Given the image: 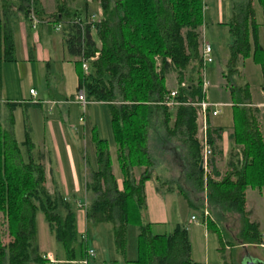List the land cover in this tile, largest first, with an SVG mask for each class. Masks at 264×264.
Listing matches in <instances>:
<instances>
[{"label":"trees","instance_id":"1","mask_svg":"<svg viewBox=\"0 0 264 264\" xmlns=\"http://www.w3.org/2000/svg\"><path fill=\"white\" fill-rule=\"evenodd\" d=\"M95 2L103 17L85 27L81 26L82 22H75L81 19L80 14L67 11L63 15L64 6L53 16L54 23L61 27L69 55L77 59L79 90H84L90 104H105L109 108L123 176V190H120L108 143L96 139L98 170L90 174L87 182V192L94 196L87 209L88 222L94 226L112 225L116 249L122 256L127 250L128 227L136 226L139 256L135 264H193L186 228L178 226L170 236H155L151 226L144 222L145 184L151 178L148 127L154 117L161 115L167 133L182 137L188 149V176L201 190L207 185L210 207L238 214L243 222L241 238L245 244L264 245L260 227L250 221L246 205L250 188L264 192V136L257 110L250 108L252 97L248 85L238 88L233 85L231 89L236 110L233 141L241 149L238 166L219 182L214 180V158L210 160L212 177L207 183L204 171H200L202 156L197 120L198 105L206 98L205 82L200 76L206 67L200 39L205 1ZM259 4L264 11V0H259ZM30 14L31 0H0V101L3 66L16 61L14 35L22 18L32 27ZM35 14L42 24L40 0H35ZM228 26L233 43L229 47L224 78L226 83L232 84V78L239 77L240 67L247 60L254 57L257 62L264 53L254 0L235 9ZM82 59L89 62L88 73L83 72ZM172 73H176L178 80L175 100L180 105L176 108L164 105L171 94L166 80ZM184 82L187 84L183 87ZM7 106L12 113L21 107L42 108L38 103H7ZM208 126L209 142L214 150L213 132ZM34 150L28 124L26 140L20 145L10 139L0 125V214L5 220L8 238L4 244V233L0 230V264H46L37 247L38 212L43 213L50 233L64 246L69 261L75 244L81 242L84 246L86 243L78 234L73 205L47 191L44 157ZM137 168L144 169L139 176L135 172ZM207 218L204 216V221L218 235L220 253L224 257L227 246L223 235L217 230V224ZM223 260L224 264H232Z\"/></svg>","mask_w":264,"mask_h":264},{"label":"rangeland","instance_id":"2","mask_svg":"<svg viewBox=\"0 0 264 264\" xmlns=\"http://www.w3.org/2000/svg\"><path fill=\"white\" fill-rule=\"evenodd\" d=\"M205 10H204V23L200 28V39L202 47L210 45L212 48V59L211 64H207L204 71L200 73L203 77V81L207 84L206 98L210 104H222L223 106L219 108V114L215 118L210 119V126L214 128L228 129L233 127L235 122L234 100L231 97V89L234 85L235 88L244 87L248 85L250 92L253 96V101L258 103L264 100V53L261 60L255 62L254 57L247 60L241 67V74L232 78V84L226 83L224 76L227 74L226 62L228 57L229 47L233 43V38L230 33L229 24L233 17L235 9L246 4L248 0H204ZM82 2V0L80 1ZM254 8L256 11V22L261 26L264 35V11L259 4V0H254ZM52 7L47 10L50 11ZM89 15L94 16L95 20L98 21L102 19L103 14L101 8L98 4L92 3L89 9ZM216 19H219L217 22ZM223 23V24H221ZM37 34L36 32L34 35ZM264 39V37H263ZM203 50V49H202ZM159 64V59H156ZM33 66L32 83L30 84L34 89L40 93V89L43 87L44 81L38 75L37 65ZM29 79L22 81L21 85L27 86ZM234 80V81H233ZM177 75L172 73L167 77L166 86L171 92L177 91ZM185 86L187 82L183 83ZM45 98L47 94L43 91ZM47 99V98H46ZM206 101V102H207ZM71 105L69 108V117L63 112L60 115L58 107L55 111L51 112L49 110L50 105L44 102L43 111H32L31 112V122L34 129L33 132V144L35 147V154L39 147L43 149L45 146L46 152L50 158L51 167L55 171V175H60V169L67 171V159L65 158V144L68 142L71 146L72 153L75 156L74 162L78 170L80 166L94 165V148L95 144L93 142V136L91 138V131L97 126V135L100 138L108 137V151L112 156V165L115 166L116 161L114 157V141L112 134V124H110V116L105 106H90L83 109L77 103ZM230 104V106H225ZM232 104V105H231ZM210 114V113H209ZM210 116V115H209ZM264 116V115H263ZM6 117L5 109L0 106V119L4 120ZM208 119V123H209ZM263 135H264V118H263ZM24 114L22 111L18 110L14 115V132L15 138L18 142H23L25 140L24 130ZM149 137H159L165 136L163 128V118L161 115L154 117L148 127ZM228 131V130H227ZM226 131V132H227ZM228 133V132H227ZM86 138L84 139V135ZM200 127L198 125V137L200 136ZM102 138V139H103ZM66 141V143L64 142ZM177 143V141H176ZM151 145V144H150ZM26 154V153H25ZM86 155V156H85ZM217 155V154H216ZM215 150H213V158L216 157ZM83 157H85L83 159ZM25 161L24 157H20ZM28 161V157L26 156ZM96 160V159H95ZM21 163V161H19ZM85 162V163H84ZM96 163V161H95ZM20 165V164H19ZM141 171V170H140ZM212 177V171L209 167L208 172H204V182L207 183V179ZM67 177V176H66ZM65 177V178H66ZM195 196L193 201L198 204L199 207L188 205L187 201L181 194H176L175 197H165L167 198L168 210L172 213L170 218L169 226L161 230H156L159 233L171 234L174 231L175 219L178 215L181 218V223L184 227H190L191 229V239L193 247H201L204 244L205 233L207 230V224L203 222L204 212L208 207L207 197H205L204 191H195ZM257 190V189H256ZM252 191L251 188L247 191V208L254 211V218L257 219L261 224V230L264 234V194L260 197L258 191ZM189 192V191H188ZM260 193H264L260 191ZM84 191L81 190L79 193L78 200H81L82 204H85ZM200 200V201H199ZM201 202V204H200ZM193 203V202H192ZM194 204V203H193ZM201 207H203L201 209ZM76 214H82L83 210L74 208ZM209 211V210H207ZM203 213V214H202ZM213 217L217 221L219 228L222 230L225 236V240L228 246L226 252V258L229 263L232 264H246L247 262H255L264 264V245H250L245 244L241 238V233L243 230V222L240 217L233 213H225L220 211L219 208L213 209ZM203 215V217H202ZM194 216L196 218L195 222H191L190 218ZM37 244L40 247L43 254L52 255L56 260L57 264H114L113 260L117 258V254L114 249V237L112 232V226L110 224H101L99 226H94L92 224L88 225L87 237L88 241L84 246L81 242H77L74 246V254L69 261V256L66 253L64 246L58 243L55 237L50 233L48 224L45 220V216L42 212L37 213ZM6 223L4 218L0 217V230L4 233V244H7L8 238L6 236ZM189 235V232H188ZM209 244L211 250V257L209 264H223V258L221 255L214 250L218 249V239L217 236L212 233L211 228L209 231ZM190 238V237H189ZM194 241V242H193ZM232 246V247H231ZM85 249L94 250L96 253V259L93 257H88ZM104 249L105 254H100ZM137 246V229L136 226L130 225L128 227L127 234V252L126 259H136L139 255ZM87 251V253L89 252ZM197 259V255L195 256ZM46 264H49L46 262Z\"/></svg>","mask_w":264,"mask_h":264},{"label":"crops","instance_id":"3","mask_svg":"<svg viewBox=\"0 0 264 264\" xmlns=\"http://www.w3.org/2000/svg\"><path fill=\"white\" fill-rule=\"evenodd\" d=\"M40 0L43 10V20L44 22L40 24L37 30H34L30 24L25 22L23 18L20 20V23L17 27V30L14 35L15 41V49H16V61L13 63H6L3 66L2 71V78H3V89H2V98L0 101V106H3L5 109L6 117L4 120L0 119V125L2 130L6 133V135L17 142V144H23L26 140V124H28L31 128V141L33 143V126L31 122V112L32 111H43L44 102L47 105H50L49 110L51 112L55 111L56 107H58L60 115L65 112L64 115L67 114L69 117V108L71 105H75L74 103H78L77 95L79 93V80H80V69L77 63L76 58H72L65 45L64 36L62 31H56V27L59 24L54 23L53 16L59 13L60 6H64L65 9L62 12L63 15L67 14V11H71L76 14H80L81 18L84 19H91L94 16L89 15L90 5L95 3V0ZM99 5V4H98ZM52 7L50 11L47 9ZM206 8V7H205ZM64 19L65 18L64 16ZM232 20V19H231ZM218 22L219 19H216ZM223 24V23H221ZM228 26V24H225ZM259 25V24H258ZM37 33L34 35V33ZM264 35L259 26V41L260 45L264 50ZM37 65L35 68L37 69L38 75L44 81L43 87L40 89V93L37 92L30 84L32 83V74H33V66ZM29 79L27 86H22L21 83L23 80ZM207 89V87H206ZM205 89V94L206 90ZM35 91L37 93V98L31 96L30 92ZM43 91L47 94V99L43 95ZM171 92V91H170ZM251 93V92H250ZM252 97V105L250 108L254 111L257 110L256 115L259 120L261 129L263 131V118H264V100L256 103L253 101ZM37 100L38 104L42 105L41 109H26V108H17L16 111L13 113L9 110L7 103H18V104H26V103H34ZM207 101V98H205ZM208 102V101H207ZM234 104V102H233ZM82 106L81 104H79ZM98 105V106H105L110 116L109 108L105 104L94 103L89 104L87 107ZM222 105V104H221ZM232 105V104H231ZM230 106V104L225 105ZM86 107V108H87ZM83 108V109H86ZM235 108V107H234ZM20 110L24 114V136L25 140L23 142H18L15 138L14 132V115L15 113ZM172 111V110H171ZM174 111V110H173ZM220 112V111H219ZM175 117V116H173ZM27 118V121H26ZM209 118H215L211 114ZM175 119L173 118V122L171 127L174 125ZM110 124H111V117H110ZM210 124V119H209ZM163 130L165 132V136L159 137H149L148 134V143H147V154L150 158L151 166H150V180L145 184V196H146V208L143 211L144 222L151 226V232L155 236H170L174 233L175 229L178 226L184 227L181 223V218L178 215V218L175 219V227L174 231L171 234L167 233H159L156 230L165 229L166 226H169L170 218L172 217V213L168 210L167 206V198L165 197H175L176 194H181L184 199L187 201L188 205L199 207L197 203L193 201L195 196V191H204L205 197H207V185L203 190L199 189L195 182L189 178L188 176V165L186 162V155L188 153L187 147L182 143V137L172 136L169 135L163 125ZM228 130V131H227ZM235 130V123L233 127L228 129L223 128H214L211 126V131L213 132V142H214V150L215 155L213 160L214 164V180L216 182L221 181L226 174L233 172V169L238 166V160L240 159L241 149L237 147L233 141V135ZM112 131V130H111ZM228 133H227V132ZM97 133V126L91 131V138L93 136V142L95 144L94 148V165H84L80 166V170L75 165L74 159L75 156L72 153L71 146L69 143L64 141L65 144V158L67 159V171L64 173V170L60 169V175H55V171L51 167L50 158L48 156V152H46L45 146L43 149L39 147L37 152L43 154V166H44V174H45V187L47 191L52 195H59L60 197L64 198L67 202L71 203L73 207L82 209V214L78 215L77 217V231L80 235L81 239L86 238V242L88 241L87 237V229L88 225L91 223L87 220V209L90 206L91 202L94 199V196L87 192V182L89 180L90 174L92 172L98 170V163H97V148H96V139L101 141L109 142L108 137L100 138ZM263 133V132H262ZM113 134V131H112ZM219 134V136L217 135ZM84 135V139L86 138ZM264 136V135H263ZM113 141H114V157L117 164L113 167V173L118 181V186L120 190H123V176L121 173L120 165L117 159V146L113 134ZM177 141V143H176ZM151 144V145H150ZM36 152V151H35ZM86 156V155H85ZM85 157H83L84 159ZM96 159V160H95ZM112 160V156H111ZM96 161V163H95ZM85 163V162H84ZM141 170V171H140ZM144 169H136V175L139 176ZM67 176V177H66ZM66 177V178H65ZM84 191V198L85 204L83 205L81 200H78L79 193L81 190ZM255 191L256 189H251ZM189 191V192H188ZM258 191V190H256ZM264 193H260L258 191V195L262 196ZM260 196V197H261ZM200 201V200H199ZM194 204H193V203ZM201 204V202H200ZM208 204V199H207ZM248 206V204H246ZM207 210L205 211L203 207H201L202 212L204 215L208 217V220L214 221L217 225V230H220L223 238L225 240L224 233L219 228L217 221L213 217V208L210 207L208 204ZM222 211V210H220ZM247 212L250 216V221L252 223H256L260 227V232L264 239V234L261 230L260 222L254 218V211L249 210L247 208ZM225 213H231L226 212ZM203 214V213H202ZM235 214V213H233ZM240 217L238 214H235ZM0 217L3 218L2 214ZM194 216H191V222H195L192 220ZM203 217V215H202ZM241 221L242 218L240 217ZM203 217V222L204 221ZM206 224V223H205ZM112 226V225H111ZM49 228V227H48ZM113 228V227H112ZM186 228V227H184ZM205 233V240L204 244L199 248L193 247V243L191 239V229L187 227L186 229L189 232V239L192 246V262L193 264H209L210 257H211V250L209 244V231L210 229L206 227ZM137 229V228H136ZM113 232V229H112ZM213 233V232H212ZM215 234V233H214ZM218 239L219 247L218 249L213 247L221 257L227 260L226 255L223 257L220 253V243L218 235L215 234ZM114 237V233H113ZM138 230H137V246H138ZM194 242V241H193ZM225 244L227 246L226 240ZM114 249L115 253L117 254V258L113 260L114 264H135L138 260L136 259H126L125 255H120L117 252L116 245H115V238H114ZM39 249V253L43 258L48 254H43L40 247L37 244ZM227 250L229 249L228 246L226 247ZM86 251H89L88 249ZM95 253L94 250H91ZM138 251V249H137ZM127 252V250H126ZM105 254L104 249L100 254ZM87 256L88 253L86 252ZM197 255V259L195 256ZM139 256V255H138ZM96 253L94 260L96 259ZM223 264L225 263L224 260ZM70 262V261H67ZM31 264V263H29ZM34 264V263H32ZM71 264V262H70Z\"/></svg>","mask_w":264,"mask_h":264},{"label":"built area","instance_id":"4","mask_svg":"<svg viewBox=\"0 0 264 264\" xmlns=\"http://www.w3.org/2000/svg\"><path fill=\"white\" fill-rule=\"evenodd\" d=\"M30 21L32 22V28L34 30H37L40 22L36 17L35 14V0H31V14H30ZM96 21L95 17L91 18V19H84L81 18L80 20H76V23H83L81 26L85 27V25L90 24L92 22ZM74 22V23H75ZM61 27L57 26L56 27V31H60ZM212 48L210 45H206L205 47L203 46V50H202V58L204 61V64H211L213 62V59L211 57L212 55ZM92 60H95L92 59ZM82 69L84 73H88L89 71V62L82 59ZM182 86L184 87L185 85L182 84ZM207 87V84H205V89ZM31 96H33L34 98H37V93L35 91H31L30 92ZM178 96V92L174 91L171 92L170 96L166 99L164 105L168 108H176L178 107L180 104L178 102H176V97ZM77 101L79 104L82 105L83 108H86L90 103L87 101L86 99V95L84 90H80L78 95H77ZM34 103H37V100L34 101ZM223 105L221 104H210L209 102H202L201 104L198 105L199 107V112H198V120L197 123L200 127V136L198 137L199 140V144L201 147V156H202V162L204 163L203 166V171L206 173L208 172V168L210 167L211 169V165H210V160L213 158V147L210 145L209 142V135H208V131H209V126H208V119H209V115L211 114L213 117H217L219 114V108L222 107ZM210 113V114H209ZM212 171V170H211ZM193 221L196 220L195 217L192 218ZM83 240H86V238H83ZM88 257H95V253L93 251H89L88 252ZM46 260V262H48L49 264H57L56 260L54 259V257L52 255H47L44 258ZM87 262V261H86ZM86 262H84L86 264Z\"/></svg>","mask_w":264,"mask_h":264},{"label":"water","instance_id":"5","mask_svg":"<svg viewBox=\"0 0 264 264\" xmlns=\"http://www.w3.org/2000/svg\"><path fill=\"white\" fill-rule=\"evenodd\" d=\"M203 166H204V163L201 162V164H200V171H203ZM246 264H261V263L247 262Z\"/></svg>","mask_w":264,"mask_h":264},{"label":"bare ground","instance_id":"6","mask_svg":"<svg viewBox=\"0 0 264 264\" xmlns=\"http://www.w3.org/2000/svg\"><path fill=\"white\" fill-rule=\"evenodd\" d=\"M78 28V27H77ZM85 44V43H84ZM209 169V168H208Z\"/></svg>","mask_w":264,"mask_h":264}]
</instances>
